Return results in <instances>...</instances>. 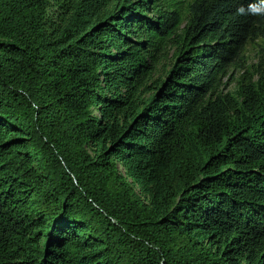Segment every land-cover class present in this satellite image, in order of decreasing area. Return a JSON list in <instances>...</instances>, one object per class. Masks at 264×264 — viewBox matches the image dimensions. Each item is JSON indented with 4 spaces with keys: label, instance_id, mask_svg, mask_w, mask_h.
I'll use <instances>...</instances> for the list:
<instances>
[{
    "label": "trees",
    "instance_id": "obj_1",
    "mask_svg": "<svg viewBox=\"0 0 264 264\" xmlns=\"http://www.w3.org/2000/svg\"><path fill=\"white\" fill-rule=\"evenodd\" d=\"M262 27L264 0H0V264H264Z\"/></svg>",
    "mask_w": 264,
    "mask_h": 264
},
{
    "label": "rangeland",
    "instance_id": "obj_2",
    "mask_svg": "<svg viewBox=\"0 0 264 264\" xmlns=\"http://www.w3.org/2000/svg\"><path fill=\"white\" fill-rule=\"evenodd\" d=\"M60 13L63 15L62 10L54 3L51 13V18L54 21H59ZM264 55V27L261 28L260 31L256 32L253 38L249 41L246 46L244 52L242 53L241 61L243 63H256L258 61L259 56ZM240 61L235 63L229 70H227L225 74V78L223 80L224 83H230V79L236 77V75L240 72L239 65ZM235 67V69H234ZM239 70V71H238Z\"/></svg>",
    "mask_w": 264,
    "mask_h": 264
}]
</instances>
